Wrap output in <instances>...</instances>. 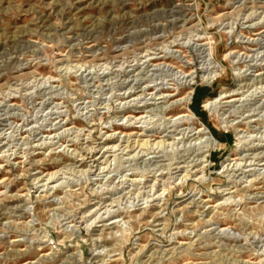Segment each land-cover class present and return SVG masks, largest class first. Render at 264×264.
I'll list each match as a JSON object with an SVG mask.
<instances>
[{
  "label": "rangeland",
  "instance_id": "rangeland-1",
  "mask_svg": "<svg viewBox=\"0 0 264 264\" xmlns=\"http://www.w3.org/2000/svg\"><path fill=\"white\" fill-rule=\"evenodd\" d=\"M0 264H264V0H0Z\"/></svg>",
  "mask_w": 264,
  "mask_h": 264
},
{
  "label": "trees",
  "instance_id": "trees-1",
  "mask_svg": "<svg viewBox=\"0 0 264 264\" xmlns=\"http://www.w3.org/2000/svg\"><path fill=\"white\" fill-rule=\"evenodd\" d=\"M208 93H209V90L207 88H204V89L197 88L195 95L193 97V104L195 105V110L199 116H203V113L200 111L201 110L200 106L203 100L205 99V97H207ZM220 141H224V140L221 139Z\"/></svg>",
  "mask_w": 264,
  "mask_h": 264
},
{
  "label": "bare ground",
  "instance_id": "bare-ground-1",
  "mask_svg": "<svg viewBox=\"0 0 264 264\" xmlns=\"http://www.w3.org/2000/svg\"><path fill=\"white\" fill-rule=\"evenodd\" d=\"M174 10H175V9H174ZM176 10H177V9H176ZM168 12H169V11H168ZM178 13H179V11H171V12H170V14H171L172 16L178 15ZM160 14H161V13H160ZM163 14H164V13H163ZM161 15H162V14H161ZM165 15H166V14H165ZM251 16H252V15H251ZM251 16H250V17H251ZM159 17H162V16H159ZM164 17H165V16H164ZM164 17H163V18H164ZM166 17H168V16H166ZM250 17H249V18H250ZM150 18H151V17H150ZM153 18H155V17H153ZM155 19H156V18H155ZM155 19H154V20H155ZM158 19H159V18H158ZM160 19H162V18H160ZM167 19H169V18H167ZM167 19H166V20H167ZM173 19H174V18H173ZM177 19H178V18H177ZM147 20H148V19H147ZM150 21H151V20H150ZM150 21H149V22H150ZM155 21H156V20H155ZM170 21H171V20H170ZM175 21H176V20H175ZM149 22H146V23L150 24ZM151 22H152V21H151ZM174 23H175V22H174ZM167 24H168V23H167ZM170 24H171V23H170ZM148 26H149V25H148ZM151 26H153V24H152ZM154 26H155V25H154ZM157 27H158V26H157ZM154 28H155V27H154ZM159 28H161V27H159ZM92 31H93V30H92ZM149 31H152V30H149ZM156 31H157V30H156ZM89 32H90V31H89ZM144 34H145V33H144ZM88 36H89V33H88ZM129 38H130V37H129ZM86 39H87V38H86ZM79 41H80V40H79ZM21 43H22V42H21ZM80 43H81V42H80ZM14 44H15V43H14ZM76 44H77V43H76ZM202 46H203V45H202ZM202 46H201V47H202ZM20 47H21V46H20ZM20 47H19V48H20ZM189 110H190V109H189ZM190 112L192 113L191 110H190ZM183 116H185V115H183ZM186 116H189V115H186ZM181 117H182V116H181ZM199 133H200L201 135H202V134H209V135H211V132L208 131V130H207V127L204 126V125H202L201 127H199ZM150 149H151V148H150ZM147 150H148V149H147ZM85 162H86V161H83V162H82V165H83ZM54 177H55V176H54ZM54 177H53V178H54Z\"/></svg>",
  "mask_w": 264,
  "mask_h": 264
}]
</instances>
